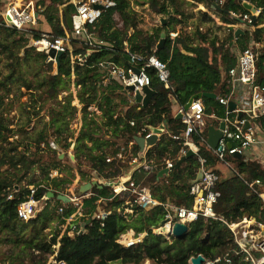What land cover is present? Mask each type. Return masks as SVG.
<instances>
[{"label":"trees","instance_id":"trees-1","mask_svg":"<svg viewBox=\"0 0 264 264\" xmlns=\"http://www.w3.org/2000/svg\"><path fill=\"white\" fill-rule=\"evenodd\" d=\"M3 1L0 0V8ZM36 1V5L41 7V17L46 16L47 19L48 27L45 30L35 28L31 37H25L15 29L0 27V55L5 57L6 67L10 69L9 74L0 80V92H10V84L22 80L19 70L22 60L20 53L24 51L27 59L31 51L35 52L32 43L41 33L64 36L68 30L66 18L74 13L72 6L66 5L64 0ZM112 1L116 2V7L103 12L94 27H90V32L107 45L89 48L74 42L72 55L86 56L85 64L73 65L71 54L68 52L61 57L59 76H49L47 79L49 94L52 97L70 88L73 77L76 78V86L81 87L80 102L84 105V116L74 146L76 166L60 159L46 132L31 134L23 127L17 131L11 129L4 117L5 94L0 93V243L11 247L9 253L2 254L0 251V256L5 258H1L0 262L26 264L29 261L31 264H48V256L56 253V259L66 264H145L147 261L152 264H190V260L198 255H203L211 262L220 258L221 261L216 264H229L227 260L231 264H250L241 255L235 254L237 246L233 235L221 221H205L199 218L188 225L189 230L184 239L171 238L169 241L152 232L153 228L160 227L165 220L164 207L159 206L150 211L135 208L133 214H125L127 197L120 194L110 202L109 198L114 189L100 188L101 183L94 186L91 196L82 202L86 215L82 219L84 229L77 230L73 237L68 234L71 226L62 233L60 227L66 225L67 219L77 208L68 204L63 214H60L59 209L64 206L63 203L56 198L48 200V192L52 191L56 196L65 194V186L73 183L75 179L73 170L76 167L86 182H91L92 173H96L97 177L105 182L115 181L124 175L127 168L121 160L111 163L106 161L108 154L104 149L109 143L94 126L97 123L93 120V113L89 112V107L93 105L102 112L105 125L115 137L116 146H119L112 151V156L118 154L121 145L134 141L141 128L159 127L165 122L168 133L162 135L157 144L144 154L149 161L156 163L171 160L175 164L174 168L163 175L160 172L165 166L158 170L137 171L133 175L136 184L150 188L161 203L169 202L187 208L193 206L194 196L190 194V188L201 168L199 157H203L207 159V167L216 171L220 178L215 188L220 194L215 205L216 212L232 223L245 216L264 218V202L247 184L253 180L264 183V164L259 158L247 160L228 157L234 167L229 169L215 158L212 150L201 143L198 137H194L199 149L198 154L187 157L181 166L177 167L182 140H174L169 135L172 133L181 137L184 130V125L176 119L177 106L186 105L193 96L200 93L215 94L218 97L229 95L228 74L237 62L231 44L235 43L236 47L243 50L253 38L257 45H261L257 48L260 54L257 67L258 80H263L264 27H259V21L264 17V0H224L223 5L219 4L220 0H142V4L149 5L152 12L167 18L166 24L156 28L151 35L139 30V19L132 6V0ZM136 1L139 3L140 0ZM245 3L261 10V14L253 25L248 24L253 30H247L237 39L233 30H230L229 36L222 42L217 36L211 38L208 32L204 33L200 27L192 34L177 30L178 26L194 17L186 8L195 7L197 4L217 14L225 24L241 26L244 24V15L250 14L244 6ZM199 13L202 24L214 23L207 12L200 10ZM232 14L239 15V18L233 17ZM129 30L134 31L133 35H128ZM172 32L178 33L175 39L171 38ZM163 33L166 35L165 42L157 49ZM4 36L6 39L2 40ZM148 45H151L152 49L156 50L155 54L168 64L174 92L164 87L155 70L148 69L152 79L150 87L156 94L150 104L143 107L141 104L133 105L129 99L123 98L117 83L103 84L104 75L99 71L98 63L113 61L119 65H127V48L130 53L147 55ZM36 55L44 62L47 60L45 54ZM24 85L31 89L29 84ZM201 100L207 116L214 115L217 118L207 119L205 136L208 137L209 127L218 126L219 119L226 115V107L220 104L217 98L203 96ZM76 111L77 108L72 105L71 100L65 102L60 110L55 112L56 118H53L50 124L58 133L64 134L68 132ZM131 122H135V125L131 126ZM261 126L264 129V117L261 118ZM19 135H23V139H16ZM66 139L74 140L75 137L70 134ZM42 145H45V148H42ZM71 145L72 142H69L66 147ZM113 145L115 146V143ZM32 146L35 147V152H31ZM133 152L140 155L137 144H134ZM81 158L88 162V170H83ZM221 165L227 168L229 174L220 172ZM33 169L39 171L43 178L29 181L26 187L21 188L20 184ZM53 172H57L58 176L52 179L50 176ZM64 173L67 179L62 176ZM30 186L37 189L34 196L37 201L36 214L29 222H23L18 219L17 207L29 199ZM12 192L15 193V198L9 200L8 196ZM53 201L55 208L51 207ZM99 210L103 211L106 217L94 218ZM55 223L56 229L46 234V230ZM130 231H134L136 238L145 233L147 236L143 242L127 248L120 244L119 240ZM49 235L51 237L47 240ZM55 246H58V250H54Z\"/></svg>","mask_w":264,"mask_h":264},{"label":"built area","instance_id":"built-area-1","mask_svg":"<svg viewBox=\"0 0 264 264\" xmlns=\"http://www.w3.org/2000/svg\"><path fill=\"white\" fill-rule=\"evenodd\" d=\"M64 1L66 5L72 6L74 9V13L71 15L73 28L66 30L64 36L41 33L40 37L32 43L35 52L47 55L46 62L50 65L51 77L59 76L61 57L68 52L71 54L73 65L75 63L80 65L85 64L86 56L72 55V44L74 42L88 46L89 48L107 45L90 32V27H94L103 12L116 7V2L112 0ZM36 2V0H4L3 6L0 8V27L15 29L25 37H31L35 32V28H38V21H40L41 16V12L39 11L41 7H38ZM219 4L223 5L224 0H220ZM260 14L261 10H257V18ZM232 15L235 18H239V15ZM242 21L244 24L253 25L251 12L249 15H244ZM170 35L172 39H175L178 33L172 32ZM251 39L249 46L236 53V66L228 74L227 85L230 89L229 95L226 97H218L216 95L220 104L226 107L225 117L219 119V124L215 127L219 128L222 122L225 123L222 139L219 141L216 149H212L209 146L208 137L205 136V128L207 127L208 118H217L214 115L207 116L202 100H194L188 109H185V105L177 106L175 115H181L180 121L184 125V130L181 137L172 133L169 135L174 140H178L179 138L182 140V147L178 154L179 159L185 157L190 151L195 155L198 154V145L194 140V137H198L201 143L212 150L215 158L229 169L234 168L233 164L227 159L231 156L237 157L239 155L242 158H247V160L257 157L264 163V129L261 126V118L264 117V78L259 82L257 67L260 59L257 48L261 45H257L253 38ZM52 50L62 55L59 61L49 56ZM155 52L156 50H153L151 54L142 55L130 53L127 48L125 51L126 56L129 57L127 65H119L113 61L98 63V69L104 75L103 84L109 82L117 83L121 88V93H126L127 96L131 95L132 100L129 101L135 103L137 93H140L144 97V88L151 86L152 79L147 70L153 69L156 71L157 78L164 87L174 92L168 64L162 61ZM130 88H133V90ZM231 103L235 104L234 110L229 109ZM89 109L92 110L93 107H89ZM134 125L135 122H131V126ZM149 128H141L138 136L149 139L153 135ZM166 133H168L167 129H165L163 135ZM134 144H136L135 141H132L128 145L120 146L118 154L112 158L108 157L106 160L108 163L114 160L124 162L129 156V163L133 166L128 176H120L114 181L119 182V185H117L118 191H113V195L109 198L110 202L117 195L124 194L127 197L125 214H133L135 208L150 211L159 206L164 207L166 211L165 220H167L164 225L166 231L164 232L163 227L160 226L153 228L152 232L169 240L174 238L173 230L176 223L189 225L199 218H203L205 221H221L233 235L237 246L235 254L241 255L250 264H264V218L245 216L240 221L232 223L216 212L215 205L218 202L220 194L215 188L220 178L216 171L207 167L206 158L199 157L202 178L198 183L192 184L190 188V194L194 196L193 206L187 208L169 202L163 204L155 198L150 188L136 184L133 180V175L135 172L141 170H158L161 166H165L164 170L168 169L170 172L175 164L171 160H165L162 163L149 161L144 154L145 152L135 155L133 152ZM229 144H232V148H229ZM57 176L58 173L55 172L50 177L53 179ZM247 184L252 192L257 194L264 202V183L260 180H253L250 183L247 182ZM36 190V188H30L29 199L17 207L18 219L23 222H29L36 214L37 201L34 197ZM86 195H83V197H86ZM68 197L71 199L70 203H73L77 208V211L67 219L66 225H64L65 231L68 226H71L68 234L73 237L77 230L82 231L84 229L85 225L82 219L86 215H84L83 203L80 202V199ZM14 198L15 193L12 192L8 196V199L13 200ZM64 208H66V205L59 209L60 214H63ZM93 217L103 219L106 217V214L99 210ZM144 235L146 237L147 233L140 234L136 238L134 233L133 239L127 245H122L129 248L141 243L143 242L141 237ZM56 256L52 259L53 264H66L64 261H58ZM220 261L221 259L217 258L214 262L207 261L206 264H216ZM227 262L231 264L229 260Z\"/></svg>","mask_w":264,"mask_h":264},{"label":"rangeland","instance_id":"rangeland-1","mask_svg":"<svg viewBox=\"0 0 264 264\" xmlns=\"http://www.w3.org/2000/svg\"><path fill=\"white\" fill-rule=\"evenodd\" d=\"M132 6L137 13V18L139 19V30H142L143 32L151 35L154 33L155 29L161 26L162 24H166L167 18H164L154 12L151 11L149 8V5L142 4V0L139 1V3L136 0H132ZM188 13L194 14V17L192 19H189L186 23H184L181 26L177 27V30L180 32H186V33H194L197 29V27H200V30L205 32H208L211 38L214 36H217L219 40L222 42L226 40V38L230 34V30H233L236 32L237 30H242L246 32L247 30H253L251 26H249L247 23L242 24L241 26L239 24L237 25H228L221 21V19L218 17L217 14H214L212 11L204 8L202 5L197 4L195 7H187L186 8ZM207 12L214 20V23H208V24H202L200 22L201 16L199 11ZM42 15V14H41ZM58 16L60 17L61 14L58 12ZM260 16V15H259ZM163 22V23H162ZM46 16H40V21H38V28H44V30L48 27ZM260 26L264 27V17H262L259 21ZM50 31V29H48ZM129 36L133 35L134 31L129 30ZM2 40L6 39V36L1 38ZM232 46V52L235 54L240 50V48L236 47L235 43L231 44ZM37 53V52H36ZM35 52L31 51L28 58L25 57V52L22 51L20 53L21 60V67L19 68L20 74L22 76V80L16 81L12 84H10V92L9 91H1L5 94V110H4V117L6 121L11 125L10 128L13 130H19L21 127L25 128V130L28 131V133L38 134L42 131L46 132L49 136V142L51 145H55L57 148V152L59 156L63 155V157L60 159L64 161H69L71 164L76 166V158H75V152L74 147L71 145L69 148L66 147V145L69 142H72V140L66 139V137L70 134H72L75 138L78 136L82 125H83V116H84V105L80 102V94H81V87L76 86L75 81L76 78H72V82L70 85V88L64 90L61 92L58 96L55 97L50 96L49 94V85L47 84V79L49 78L51 68L49 67L48 63L45 61H42ZM25 57V58H24ZM11 62V61H10ZM6 60L4 56L0 55V80L4 78V76L8 75L10 72V69L6 67ZM29 84L31 86V89H28L25 87L24 84ZM103 90V89H102ZM122 92V91H121ZM118 94V92H117ZM102 97V96H101ZM123 98H131L129 100H132V96L128 95L126 93H123ZM71 100V103L73 106L77 108V111L74 115V118L70 121L68 132H64V134H60L57 132L56 129H54L53 125L50 124L53 118H56L55 112H58L60 110V107L65 103ZM93 107L92 110L89 112L93 113L92 116H94V121L97 123V125H94L96 128H98L102 138H105V140H112L114 141L115 137L112 136V132L110 131L109 127L105 125L106 121L102 116V112H100L96 105L90 106ZM56 110V111H55ZM62 122V126H64ZM107 134V135H106ZM23 139V135H19L16 137V139ZM75 140V139H74ZM74 144V143H72ZM116 145V143H115ZM54 147V146H53ZM42 148H45V145H42ZM31 152H35L36 149L34 146L31 148ZM109 153L108 157L111 153L109 152V149L107 151ZM126 165V169L124 170L123 177H126L129 175V172L132 171L131 164L129 163V156L124 161ZM263 163V162H262ZM80 164L83 170H88V162L84 159H80ZM264 164V163H263ZM65 165L62 166L64 168ZM219 170L221 173L229 174L227 168L225 169L222 165L219 166ZM55 173V172H53ZM52 173V174H53ZM73 174L75 176V179L73 183H69L65 186L64 195L70 196L73 199H80V202H83L85 198H89L91 195L92 189L88 192L86 197H83V195L80 193L81 186L89 183L86 182V179L81 178V174L77 167L73 170ZM67 179V175L64 173L62 175ZM43 176L39 171H36L35 169L31 170L29 174H27V177L22 181L20 184L21 188L26 187L29 181L42 179ZM92 180L91 182H97V184H103L105 183L104 180L97 177L96 173H92L91 176ZM118 186H115L117 188ZM30 188H35L34 186H30ZM114 193V192H113ZM52 201V200H51ZM73 204V203H70ZM68 205V204H63ZM75 206V205H74ZM51 207L55 208L54 201L51 203ZM56 223L51 226L50 229L46 230V234H49L53 232L56 229ZM62 230V233L65 232V226L60 227ZM50 235L48 236L47 240L50 239ZM134 237V231H130L128 234L122 236L120 238V244L127 245ZM145 235L141 237V239L144 241ZM169 240V239H167ZM170 241V240H169ZM54 250H58V246L54 247ZM0 251L2 254L9 253L11 251V247L7 244L0 243ZM30 251V250H28ZM18 252V250H16ZM56 256V253L50 254L48 256V264H53V257ZM2 256H0L1 261ZM2 260H5V258H2ZM151 263V262H150ZM0 264H2L0 262ZM26 264H31L29 261L26 262ZM120 264V263H116ZM152 264V263H151Z\"/></svg>","mask_w":264,"mask_h":264},{"label":"water","instance_id":"water-1","mask_svg":"<svg viewBox=\"0 0 264 264\" xmlns=\"http://www.w3.org/2000/svg\"><path fill=\"white\" fill-rule=\"evenodd\" d=\"M244 6L246 7V9L251 12V20H252V23L254 24V22L256 21L257 19V16H256V13H257V10L256 8L249 4V3H245ZM67 26H68V29L71 30L73 28V22H72V16L71 15H67ZM243 36L244 35V31L242 30H237L235 32V38L237 39L239 36ZM165 33L162 34V39H161V42L159 43V46H157V49H160L164 42H165ZM153 51L151 45H148V53L151 54ZM50 57L52 58H56L57 61H59L60 57L62 56L60 53H56L54 50H52L49 54ZM127 60H129V57H127ZM131 90H133V88H130ZM144 94L145 96L143 97V95H141L140 93H137L136 95V98H135V103L136 104H142L143 107H147L153 96L156 94V92L154 90H152L150 87H146L144 88ZM211 97V98H216V95L215 94H197L195 96H193L190 101L185 105V109H188L189 106L191 105V103L194 101V100H201L202 97ZM229 109L230 110H234L235 109V104L231 103L230 106H229ZM176 119L177 120H180L181 119V115L178 114L176 116ZM225 128V123L222 122L219 126V128H215L214 126H211L209 127L208 129V144L209 146L212 148V149H216L218 144H219V141L222 139V136H223V130ZM151 130V132L153 133V135L149 138V139H145L143 136H136L134 138V141L135 143L139 146L140 148V152L141 153H144L146 152L149 148L155 146L157 144V142L159 141V138L160 136L163 135L165 129H166V125H165V122L163 124H161L159 127H150L149 128ZM54 148L57 150V148L55 147V145H53ZM229 148H232V144H229L228 145ZM195 155L192 151H190L185 157L181 158L179 160V162L177 163V167H180L181 164L185 161V159L187 157H190V156H193ZM61 158L63 157V155L60 156ZM237 158H242L241 156H237ZM169 170L168 169H165L163 171H161V175L165 174V173H168ZM202 178V171L200 170L199 173H198V176L197 178L192 182V184H196L200 181V179ZM97 185V182H89L83 186H81L80 188V193L82 195H86L88 194V192L94 187ZM119 185V182H114V181H107L105 183H103L101 186H99L100 188L102 187H111V188H114L115 186ZM57 199L59 201H61L63 204H70L71 202V199L67 196V195H64V194H60V195H55L52 191L48 192L47 194V199L50 200V199ZM167 222V220H164L162 223H161V227H163V231L165 232L166 229L164 227L165 223ZM188 230H189V227L187 224H181V223H176L175 226H174V230H173V237L176 238V239H184L186 236H187V233H188ZM207 260L205 259V257L203 255H198L197 257H194L191 259V264H206Z\"/></svg>","mask_w":264,"mask_h":264},{"label":"crops","instance_id":"crops-1","mask_svg":"<svg viewBox=\"0 0 264 264\" xmlns=\"http://www.w3.org/2000/svg\"><path fill=\"white\" fill-rule=\"evenodd\" d=\"M128 34H129V32H128ZM133 105H135L136 103H132ZM176 114V113H175ZM77 138V137H76ZM76 138H75V140H76ZM75 140H72V143H74V144H72L73 145V147L75 146ZM106 141H108V143H109V145L104 149V151L106 152L107 151V149H109V152L111 153V155L110 156H112V151L113 150H115L116 148L118 149V147L119 146H114L113 144L114 143H116V139L114 140V141H112V140H106ZM122 146V145H121ZM108 155H109V153L108 152H106Z\"/></svg>","mask_w":264,"mask_h":264},{"label":"bare ground","instance_id":"bare-ground-1","mask_svg":"<svg viewBox=\"0 0 264 264\" xmlns=\"http://www.w3.org/2000/svg\"><path fill=\"white\" fill-rule=\"evenodd\" d=\"M117 188H118V187H117ZM117 188H113L115 192H117V191H118V189H117ZM145 264H151V263L147 261Z\"/></svg>","mask_w":264,"mask_h":264}]
</instances>
